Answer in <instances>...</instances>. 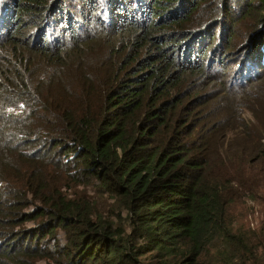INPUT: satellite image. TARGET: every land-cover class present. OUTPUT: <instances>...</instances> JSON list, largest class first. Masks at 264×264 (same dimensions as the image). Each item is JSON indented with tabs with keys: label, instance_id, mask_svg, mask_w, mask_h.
I'll return each instance as SVG.
<instances>
[{
	"label": "trees",
	"instance_id": "obj_1",
	"mask_svg": "<svg viewBox=\"0 0 264 264\" xmlns=\"http://www.w3.org/2000/svg\"><path fill=\"white\" fill-rule=\"evenodd\" d=\"M256 165L264 0H0V264H264Z\"/></svg>",
	"mask_w": 264,
	"mask_h": 264
},
{
	"label": "rangeland",
	"instance_id": "obj_2",
	"mask_svg": "<svg viewBox=\"0 0 264 264\" xmlns=\"http://www.w3.org/2000/svg\"><path fill=\"white\" fill-rule=\"evenodd\" d=\"M242 56H240L238 67L240 64V61ZM244 68V66H240ZM231 71L236 68V64L232 65ZM242 116L245 117L248 120L253 121L252 112L248 111L247 109H244L242 112ZM254 122V121H253ZM233 139H237V135L233 137ZM231 150L236 149V145L232 143ZM252 173L258 178H260V187L259 191L256 192L253 196L246 197L242 196L239 200L235 201L233 203V206L235 207V214L237 217H239L238 220H241L247 225H249L251 228H258L260 227L264 222V166L263 165H256L252 168ZM240 208H242V213H240ZM241 216V217H240Z\"/></svg>",
	"mask_w": 264,
	"mask_h": 264
}]
</instances>
